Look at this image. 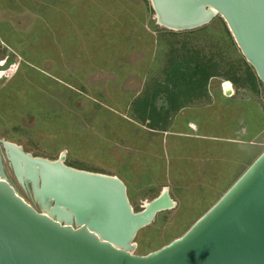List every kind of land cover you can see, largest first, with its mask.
<instances>
[{
  "label": "rangeland",
  "instance_id": "obj_1",
  "mask_svg": "<svg viewBox=\"0 0 264 264\" xmlns=\"http://www.w3.org/2000/svg\"><path fill=\"white\" fill-rule=\"evenodd\" d=\"M154 16L149 0H0V70L11 69L0 78V140L32 157L50 161L61 157L64 165L74 169L112 173L108 164L112 156L125 148L127 158L135 156L139 148L118 143L114 135L120 129L105 128L103 123L118 119L112 109L127 103V97L149 94L154 83L164 81L173 59L184 61L185 56L216 63L219 74L208 80L205 91L222 88L228 81L224 75L235 74L239 86L230 82L232 87L253 92L254 118L257 128H263L264 88L258 80L255 89L245 81L255 74L241 65V55L222 19L215 16L200 28L173 31L156 24ZM208 96L195 97L187 107L207 105ZM142 100V96L137 99L135 108ZM155 105L164 102L158 99ZM225 112L232 111L221 103L207 114L202 111L213 118L214 137L226 138V128L231 129L229 134L238 128L237 122L225 123L224 117H217ZM124 131L123 137L134 132ZM236 134L239 138L243 133ZM254 141L259 151L264 149V133ZM189 143L181 144L184 151ZM173 149L169 147L171 153ZM3 167L21 198L38 210L33 195L19 184L5 158ZM203 187L183 193L176 207L158 213L139 230L133 254L144 256L180 237L218 195ZM126 194L138 212L156 192L140 188L135 193L128 188Z\"/></svg>",
  "mask_w": 264,
  "mask_h": 264
},
{
  "label": "water",
  "instance_id": "obj_2",
  "mask_svg": "<svg viewBox=\"0 0 264 264\" xmlns=\"http://www.w3.org/2000/svg\"><path fill=\"white\" fill-rule=\"evenodd\" d=\"M156 24L187 31L224 22L264 88V0H149ZM231 95V83H222ZM3 158L33 195L24 201ZM174 208L168 192L134 212L116 177L74 169L62 158L32 157L0 140V264H264V150L180 237L144 256L133 239Z\"/></svg>",
  "mask_w": 264,
  "mask_h": 264
},
{
  "label": "crops",
  "instance_id": "obj_3",
  "mask_svg": "<svg viewBox=\"0 0 264 264\" xmlns=\"http://www.w3.org/2000/svg\"><path fill=\"white\" fill-rule=\"evenodd\" d=\"M107 65L109 66V62ZM133 77L134 75H131L130 78ZM140 95L143 97L145 92L144 95L136 93L127 97L128 102L120 104L116 110L109 107L112 109V114L113 112L117 114L115 115L118 119L111 118V121L103 123L105 128L112 126V129H120L115 133L114 138L120 144L125 142L132 146L136 144L139 148L138 154L127 158L128 150L125 152L126 148H123L124 152L121 151V154L109 159L111 162L108 164L114 172L98 173L118 178L124 184L126 192L128 188L134 189L135 193L140 188L151 189L152 193L156 192L151 200L166 190L174 207L184 198L183 193L201 185L206 192L217 193V197L213 198L205 210L193 219L192 225L264 150L259 151L258 142L254 141L255 138L262 136L264 127L259 130L256 125L257 117L254 118V109L257 104L253 92L248 89L233 88L231 85V95L227 97L223 94L222 88L207 90L204 94L209 97L207 105L184 107L154 127L149 125L148 120L141 121L133 110V101H137ZM216 103H221L225 110L232 111L230 114L228 112L220 114L217 116L219 119L224 117L225 123L229 122V119L238 123V128L230 134L231 129L225 127L229 135L226 138H217L210 133L213 128L210 121L213 118H208L209 115L205 116L202 113L206 111L207 114ZM125 111L127 115L124 114ZM126 128L134 132L123 137ZM238 131L243 133L238 135L239 138L235 137ZM183 141H190L186 151L181 146ZM220 141H223V144ZM169 147L174 148V153L169 151ZM119 155H122L121 158ZM174 161L176 162L172 166Z\"/></svg>",
  "mask_w": 264,
  "mask_h": 264
},
{
  "label": "trees",
  "instance_id": "obj_4",
  "mask_svg": "<svg viewBox=\"0 0 264 264\" xmlns=\"http://www.w3.org/2000/svg\"><path fill=\"white\" fill-rule=\"evenodd\" d=\"M173 60L175 61L171 62L170 69L165 72L164 81L154 83L152 91L142 97L143 100L138 107L135 108L137 101L133 103V110L138 114L139 119L141 121L148 120L152 127L163 122L169 115L187 107L195 97H204L208 80L217 77L219 74L216 63L210 59L195 61L194 58H186L185 56L184 61L179 58ZM240 63L247 70L250 69L241 56ZM235 77V74L231 73L224 75L226 80L238 85L239 80ZM254 80L257 78L253 74L249 78H245L252 89H255ZM158 99L162 100L164 105L157 108L155 102Z\"/></svg>",
  "mask_w": 264,
  "mask_h": 264
},
{
  "label": "bare ground",
  "instance_id": "obj_5",
  "mask_svg": "<svg viewBox=\"0 0 264 264\" xmlns=\"http://www.w3.org/2000/svg\"><path fill=\"white\" fill-rule=\"evenodd\" d=\"M0 66H2V63L0 62ZM11 70V69H10ZM3 71V70H0V78H2L4 75H7V73L10 71Z\"/></svg>",
  "mask_w": 264,
  "mask_h": 264
},
{
  "label": "flooded vegetation",
  "instance_id": "obj_6",
  "mask_svg": "<svg viewBox=\"0 0 264 264\" xmlns=\"http://www.w3.org/2000/svg\"><path fill=\"white\" fill-rule=\"evenodd\" d=\"M3 65V64H2Z\"/></svg>",
  "mask_w": 264,
  "mask_h": 264
}]
</instances>
